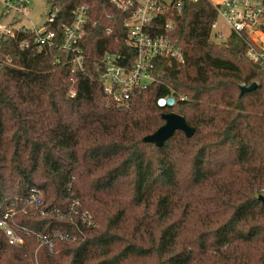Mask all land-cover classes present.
Listing matches in <instances>:
<instances>
[{
    "label": "trees",
    "instance_id": "trees-1",
    "mask_svg": "<svg viewBox=\"0 0 264 264\" xmlns=\"http://www.w3.org/2000/svg\"><path fill=\"white\" fill-rule=\"evenodd\" d=\"M48 3L60 10L58 44L73 11L86 7L84 70L71 75L56 49H21L24 34L0 39V220L14 208L8 225L23 239L9 245L0 229V264H264V67L246 57L245 42H211L215 10L184 0L161 19L183 63L156 61L154 82L118 107L93 64L126 52L124 13L103 0ZM170 95L175 105L158 108ZM169 113L193 136L144 143ZM32 188L38 209L60 216L29 207ZM57 230L67 240L39 247L38 236Z\"/></svg>",
    "mask_w": 264,
    "mask_h": 264
},
{
    "label": "built area",
    "instance_id": "built-area-1",
    "mask_svg": "<svg viewBox=\"0 0 264 264\" xmlns=\"http://www.w3.org/2000/svg\"><path fill=\"white\" fill-rule=\"evenodd\" d=\"M194 4L197 0H186ZM216 12V19L211 25L210 41L225 42L230 35H235L246 44V57L264 67V0H207ZM184 0H107L116 10L124 13L126 52H105L97 63L93 64L99 75L102 92L106 99L118 107H127L136 91L145 89L154 82V63L160 59H173L183 63V54L172 34V24L161 25V19L174 11H180ZM49 11L42 25L30 22L29 0H0V39L16 38L20 34L27 37L19 42L21 49L31 47L40 51L44 48L56 49L68 59L70 74L84 70L85 57L80 47L88 20L85 6L73 11L72 20L63 27L62 41L56 42L57 34L53 30L59 8L49 4ZM228 29V33L225 32ZM109 33V29H106ZM58 62V59L57 61ZM74 83V81H72ZM71 82V83H72ZM74 97L73 90L69 93ZM182 100V98H181ZM176 98L170 95L158 99V108H171ZM41 192L32 188L28 193V206L36 209L41 217L47 214L59 215L56 209H38ZM74 202L69 212L77 213ZM14 208H9L0 220V229L4 232L9 245H22L21 236L14 233L8 221L14 216ZM80 221L87 227H95L88 213L79 215ZM62 231L38 236L39 247L46 246L52 251L57 241L67 240ZM32 264H38L36 259Z\"/></svg>",
    "mask_w": 264,
    "mask_h": 264
},
{
    "label": "water",
    "instance_id": "water-1",
    "mask_svg": "<svg viewBox=\"0 0 264 264\" xmlns=\"http://www.w3.org/2000/svg\"><path fill=\"white\" fill-rule=\"evenodd\" d=\"M106 2L107 0H103ZM256 88V84H252L248 87H241V95L249 93ZM164 124L152 135L143 138V142L147 144H153L158 148H161L166 141H168L176 131L183 132L187 138H191L194 134V129L189 127L181 116L169 113L161 116Z\"/></svg>",
    "mask_w": 264,
    "mask_h": 264
},
{
    "label": "rangeland",
    "instance_id": "rangeland-1",
    "mask_svg": "<svg viewBox=\"0 0 264 264\" xmlns=\"http://www.w3.org/2000/svg\"><path fill=\"white\" fill-rule=\"evenodd\" d=\"M50 0H29V14L30 22L34 25L40 26L46 19L47 12L49 11ZM228 33V29L225 28Z\"/></svg>",
    "mask_w": 264,
    "mask_h": 264
}]
</instances>
